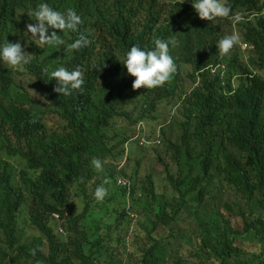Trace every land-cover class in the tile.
<instances>
[{"label": "trees", "instance_id": "16d2710c", "mask_svg": "<svg viewBox=\"0 0 264 264\" xmlns=\"http://www.w3.org/2000/svg\"><path fill=\"white\" fill-rule=\"evenodd\" d=\"M180 2L14 0L11 10L0 11V46L19 42L33 55L24 73L41 94L32 98L0 62V264H120L118 247L130 226L140 231L134 234L142 264H264V0H227L232 14L244 17L234 28L252 50L245 65L210 82L206 68L224 59L214 42L187 34L199 21L193 0ZM41 3L82 18L78 32L49 29L65 40L60 48L41 46L26 32ZM207 28L214 36L215 27ZM80 33L90 44L64 51ZM173 35L176 73L162 87L134 91L122 65L126 53L132 46L153 50L156 39ZM60 66L82 70V92L53 91L50 73ZM177 104L160 130L165 141L155 161L162 174L148 168L142 180L139 164L116 170L112 162L132 128ZM93 158L103 172L93 168ZM120 174L131 181L128 196L115 186ZM98 185L107 189L102 202L94 196ZM225 187L235 195L234 208L214 202ZM53 213L63 218L64 235ZM191 237L195 250L182 257Z\"/></svg>", "mask_w": 264, "mask_h": 264}, {"label": "clouds", "instance_id": "9594fccd", "mask_svg": "<svg viewBox=\"0 0 264 264\" xmlns=\"http://www.w3.org/2000/svg\"><path fill=\"white\" fill-rule=\"evenodd\" d=\"M184 2L185 0H181L180 4ZM13 5L14 0H0V11L11 10ZM191 7L194 9L192 13L199 23L195 27H189L187 29V34L192 37L196 34L202 36L209 46L214 42V47L219 57L224 59L222 62H216L206 68L208 72L207 82L214 81L217 74L222 77L227 71L245 65L249 61L252 45L244 41L234 28L235 22L244 17L239 14L233 15L231 5L228 4L227 0H193V2H191ZM30 15L34 18L33 20L35 23L29 24L27 22L26 32L31 34V37L41 46L48 45L60 48L66 43L62 36H58L59 34L57 35L55 31L49 34V29L59 30L61 33L78 32L79 26L83 23L81 16L78 15L75 10L69 8L66 12H60L54 10L53 7L47 3L39 4L36 9L32 10ZM14 19L16 21L20 19L17 11H15ZM218 19L222 20L221 24L218 23ZM20 23L24 25V22L21 21ZM210 26L215 27L216 33L214 36L207 28ZM11 42L5 40L4 44L0 46V62L13 70L25 71L24 66L29 64L30 58L33 55L26 52L19 42ZM177 43L178 41L175 39V35H173L172 38L168 40L156 39L153 50H142L139 46L131 47L126 53L122 65L126 68L127 74L134 78L132 83V89L134 91L141 88L153 89L162 87L165 83L170 81L177 71L176 63L172 57L174 55L173 53L172 56L170 55V45L175 47ZM89 44L90 40L87 36L80 33L77 39L67 44L64 51L70 53L87 47ZM183 70L187 72L189 69L186 67ZM44 72L46 74L48 73L47 67L44 69ZM83 75L79 67L71 71L63 66L56 68L50 73L51 80L56 81V87H54L53 91L65 97L72 95L73 92H82L84 85ZM196 85L197 82L188 89L184 95L180 96L179 103L184 101V97L189 96ZM31 92L35 96L37 95L34 91ZM220 94L223 97L229 98L231 93H227V91L224 90ZM178 105L179 104L172 108L165 107L164 110L159 108L158 111L160 112V116L155 121H150L148 123L140 121L132 128L128 138L123 140L119 145V158L114 159L112 162L116 170H122L126 166L139 164L144 153L147 152V148H149L148 153L152 152L154 159H157V156L160 155L157 148H163L165 141L164 137H161L160 130L165 128ZM140 113L141 110L138 108L132 112V115L136 116ZM158 164L161 165L160 162H158ZM91 165L97 172H103L104 170L103 163L98 158H93ZM104 183H108V181L105 180ZM115 186L116 188L124 190L127 194L131 189V181L126 176L120 174L115 179ZM225 189L229 190L227 187H225ZM106 195L107 189L103 185H98L95 188L94 196L98 202H102ZM208 201L212 204L213 198L206 200V202ZM51 216L53 219L52 221L56 224V231L64 235L61 226V219L63 218H60L58 213H53ZM234 222L235 220H230V224L233 228L238 224H233ZM111 232L113 237L117 236L116 232L113 233L112 230ZM131 234L132 226H130L124 236L125 245L123 247H118V251L120 252V264H142L139 261L134 263L131 262L129 256L133 255H127L130 251ZM237 241H239V244L236 246L242 248V241L240 239H237ZM251 244L254 245L253 242H251ZM32 254H34V251ZM134 256L137 258L136 249ZM215 263L219 264L218 261H213L212 263L206 261V264ZM232 264L237 263L233 262Z\"/></svg>", "mask_w": 264, "mask_h": 264}, {"label": "rangeland", "instance_id": "374dc122", "mask_svg": "<svg viewBox=\"0 0 264 264\" xmlns=\"http://www.w3.org/2000/svg\"><path fill=\"white\" fill-rule=\"evenodd\" d=\"M13 77H14V82L17 85L26 87L29 90L30 96L34 99H40L41 100V94H40V90L38 89V87L36 86V81L33 79V77H30L29 75L25 74L24 71H16L13 70ZM34 81V82H33ZM31 91H34L37 95L35 96ZM161 144H162V139H161ZM160 144V145H161ZM159 145V146H160ZM163 148H157V150L159 152H161L160 154L163 153ZM149 148H147V152L144 153L142 160L139 162V174H140V179H144V176L148 174L147 170L148 168L153 169L155 174H162V170H163V166L156 163L152 152H149ZM116 163V162H115ZM215 202L220 204V205H226L229 204L232 206L233 202H237L235 195L233 192H231L230 190H226L223 189L220 191V194L216 196L215 198ZM233 207V206H232ZM234 208V207H233ZM187 221L185 223L180 224V226L182 228H188L187 225ZM136 231V232H135ZM140 234V231L135 230L132 232V234L130 235V247H129V253L127 254L129 255H133V256H129V259L131 262H138L136 256H134L135 253V249L139 248L141 246V242L136 243L135 241L138 240L137 236L134 234ZM194 239V237H191V239L186 238V241H189L187 244H182V255L183 257L188 258V253H192L195 249L190 246V242ZM237 244H239V241L236 242ZM190 260H193V258H189ZM216 264V263H215Z\"/></svg>", "mask_w": 264, "mask_h": 264}]
</instances>
